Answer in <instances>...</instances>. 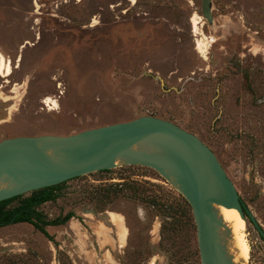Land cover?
I'll return each mask as SVG.
<instances>
[{"label": "rangeland", "instance_id": "374dc122", "mask_svg": "<svg viewBox=\"0 0 264 264\" xmlns=\"http://www.w3.org/2000/svg\"><path fill=\"white\" fill-rule=\"evenodd\" d=\"M210 4L211 23L201 0H0L11 70L0 74V112L11 106L0 140L169 120L212 150L264 230V0ZM132 160L60 184L38 209L74 215L45 226L48 236L27 222L1 226L0 264H201L174 177ZM244 221L245 264H264V241Z\"/></svg>", "mask_w": 264, "mask_h": 264}, {"label": "water", "instance_id": "95a60500", "mask_svg": "<svg viewBox=\"0 0 264 264\" xmlns=\"http://www.w3.org/2000/svg\"><path fill=\"white\" fill-rule=\"evenodd\" d=\"M210 3L211 0H201L202 16L209 23L213 21ZM147 137L161 146L165 154L136 153L131 162H141L167 178L170 173L174 176L191 208L201 264H232L217 243L215 229L219 222L211 210V202L234 207L245 219L237 190L212 150L194 133L153 115H141L68 136L18 135L1 139L0 176L7 173L18 188L0 191V200L113 168L118 155L127 154L133 144ZM48 148H53L57 157H50L46 153ZM164 166L170 171L165 172ZM209 177L215 182L214 194ZM246 212L264 238V230Z\"/></svg>", "mask_w": 264, "mask_h": 264}, {"label": "bare ground", "instance_id": "6f19581e", "mask_svg": "<svg viewBox=\"0 0 264 264\" xmlns=\"http://www.w3.org/2000/svg\"><path fill=\"white\" fill-rule=\"evenodd\" d=\"M191 22L193 24V28L197 29V24L199 23L195 16L191 18ZM197 49L201 54H205L206 51V43L203 40H197ZM9 62V61H8ZM5 57L0 53V74L5 76L9 73V65ZM11 111V106L6 105L2 108L0 112V123L5 121ZM150 137L141 139L140 141L133 144L127 154H120L115 158V164H118L119 161L125 160L129 158H133V154L136 153H145L151 156H160L164 155L165 152L163 148L156 143H154ZM37 145L40 147V141H37ZM46 153L50 157H57V154L53 148L46 149ZM168 155H170L168 153ZM170 171V170H169ZM167 169V172H169ZM169 175V174H168ZM172 177V175H169ZM174 177V176H173ZM209 186L211 192L215 193V182L209 177ZM18 188L15 182L6 175V173H2L0 176V191L4 190H15ZM211 210L215 215L216 220L219 224L216 226V238L217 243L222 248L225 253V258L231 261L232 264H245L248 262L250 246L245 233V224L244 218H242L234 207H225L216 202H211ZM111 217V215H109ZM119 238L121 242L124 240L125 232L124 228H118ZM108 234V233H107ZM110 234V233H109Z\"/></svg>", "mask_w": 264, "mask_h": 264}, {"label": "trees", "instance_id": "16d2710c", "mask_svg": "<svg viewBox=\"0 0 264 264\" xmlns=\"http://www.w3.org/2000/svg\"><path fill=\"white\" fill-rule=\"evenodd\" d=\"M62 183L33 190L28 195H15L0 200V227L27 222L45 236H48L45 226L63 224L74 215L69 212L61 218L46 219L44 214L38 209L39 205L54 198L57 187ZM15 200L17 203L11 205Z\"/></svg>", "mask_w": 264, "mask_h": 264}, {"label": "flooded vegetation", "instance_id": "af4514ba", "mask_svg": "<svg viewBox=\"0 0 264 264\" xmlns=\"http://www.w3.org/2000/svg\"><path fill=\"white\" fill-rule=\"evenodd\" d=\"M240 200H241V199H240ZM241 202H242V200H241ZM242 203H243V202H242ZM243 205H244V206H243V207H244V208H243L244 215H245V217H246V218L252 223V221L250 220V218H249V216H248V214H247V212H246L248 209L246 208V206H245L244 203H243ZM252 224H253V223H252ZM255 228H256V227H255ZM257 231H258V230H257ZM259 235H260V237L262 238V240L264 241V238L261 236L260 233H259Z\"/></svg>", "mask_w": 264, "mask_h": 264}]
</instances>
